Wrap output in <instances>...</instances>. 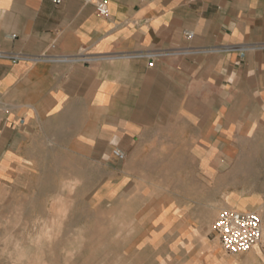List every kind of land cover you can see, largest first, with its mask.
Returning <instances> with one entry per match:
<instances>
[{
    "label": "crops",
    "instance_id": "1",
    "mask_svg": "<svg viewBox=\"0 0 264 264\" xmlns=\"http://www.w3.org/2000/svg\"><path fill=\"white\" fill-rule=\"evenodd\" d=\"M56 1L0 0V186L90 167L107 192L168 178L166 167L175 178L161 182L204 173L217 184L219 157L229 167L236 153L242 182L255 183L264 0H107L105 17L90 2Z\"/></svg>",
    "mask_w": 264,
    "mask_h": 264
},
{
    "label": "rangeland",
    "instance_id": "2",
    "mask_svg": "<svg viewBox=\"0 0 264 264\" xmlns=\"http://www.w3.org/2000/svg\"><path fill=\"white\" fill-rule=\"evenodd\" d=\"M242 162L236 153L226 167L219 157L217 184L205 182L204 173L200 183L161 182L175 178L176 169L166 167L159 170L168 178L107 192L90 167L59 168L57 183L2 185L0 264H264V168L255 161V183H244ZM182 170L192 179L189 162ZM163 207L170 212L159 214ZM227 207L261 217L262 241L246 253H227L212 230Z\"/></svg>",
    "mask_w": 264,
    "mask_h": 264
},
{
    "label": "built area",
    "instance_id": "3",
    "mask_svg": "<svg viewBox=\"0 0 264 264\" xmlns=\"http://www.w3.org/2000/svg\"><path fill=\"white\" fill-rule=\"evenodd\" d=\"M93 3L95 12L101 17L108 15L107 0H81ZM59 1L57 0L56 3ZM192 37L191 32L185 33ZM1 55V53H0ZM143 56L149 59L148 64L152 65L151 53H144ZM14 60L28 59L25 55H11ZM36 59V58H32ZM112 154L119 160L124 159V153L115 149ZM212 230L217 235L220 245L229 254L237 255L246 253L262 241L263 228L261 217L254 211L238 210L234 208H222L219 210L216 219L212 224Z\"/></svg>",
    "mask_w": 264,
    "mask_h": 264
}]
</instances>
